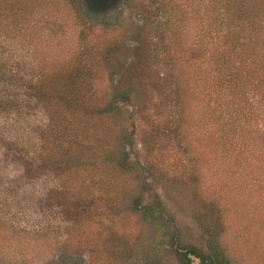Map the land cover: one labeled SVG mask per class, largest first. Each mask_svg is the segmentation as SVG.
I'll use <instances>...</instances> for the list:
<instances>
[{"label": "rangeland", "instance_id": "374dc122", "mask_svg": "<svg viewBox=\"0 0 264 264\" xmlns=\"http://www.w3.org/2000/svg\"><path fill=\"white\" fill-rule=\"evenodd\" d=\"M18 2L22 9L16 10V17L0 18V39L8 45V35L18 37L19 41L12 40L10 49L20 51L26 68H36L44 78L51 75L53 81L54 77L62 81L69 70L89 69L81 82L84 89L78 85L79 92L74 96L83 98L92 108L106 105L118 87L125 91L131 101L126 112L112 117L92 116L85 124L90 142L98 150L94 161L106 162L110 153L108 147H97L99 139L112 142V146L118 143L128 147L126 140L120 139L123 131L131 134V160L139 168L129 176L114 179L105 166H78L58 150L47 154L49 158L42 156L35 162L36 168H30L32 164L25 161L31 160L28 157L7 158L0 181L18 182L20 175L27 180L29 168L36 170L35 180L42 196V212L34 214L35 224H26L31 212L20 211L16 221L29 230L35 225L45 228L41 221L46 220L45 213L51 214L56 219L52 223L60 229L53 234L51 251L56 255L52 258L65 251L74 264H177L169 252L171 240L180 252H191L187 257H196L194 253L206 249L198 217L214 218L223 205L230 209L222 214L226 222L222 236L228 238L232 232L228 217L236 219L237 212L232 202L251 199L247 192L232 196L234 182L228 177L231 169L211 138L216 130L210 127L215 120V94L202 88V68L197 72L185 64L200 54L199 0ZM205 41L213 50L215 42ZM170 53L180 58L174 66ZM9 92L0 87V96L6 97ZM77 112L82 116V110ZM52 113L57 122L52 138L59 126L74 130L80 121L69 117L65 110L55 108ZM6 144L0 140L3 153ZM47 145L44 142V147ZM44 152L43 148L42 155ZM259 160L260 165L251 169L262 176L264 198V151ZM144 175L149 177L147 188L165 191L171 204L162 213L166 228L162 233L151 228L150 216L144 215L150 200L140 182ZM220 194L223 196L218 197ZM259 204L264 223V201ZM252 211L248 208L247 212ZM162 235L164 249L158 247ZM233 243L241 264H264V228L254 239ZM48 258L49 251L43 261Z\"/></svg>", "mask_w": 264, "mask_h": 264}, {"label": "trees", "instance_id": "16d2710c", "mask_svg": "<svg viewBox=\"0 0 264 264\" xmlns=\"http://www.w3.org/2000/svg\"><path fill=\"white\" fill-rule=\"evenodd\" d=\"M199 2L202 5V36L198 49L200 54L185 64L195 67L197 72L198 68H202L199 74L203 78L202 88H208V91L215 94V120L210 127L216 130L211 138H214L215 149L224 153L222 157L227 160L231 169L228 177L234 182V195L231 194L237 198L247 192L251 201L232 202L237 212L236 219L228 217L232 226L228 238L222 236L226 227L222 214L230 209L226 210L223 205L214 218L199 216L198 221L206 238V249L194 255L200 259L201 264H241V258L232 249L233 241L254 239L264 228L259 204L261 200L264 201L261 196L263 179L251 169L254 165H260V155L264 151V122L261 123L264 121V0ZM21 9L22 5L18 0H0V18L16 17V10ZM7 37L8 45L0 39V87L3 92L10 91L6 97L0 96V140L7 142L8 146H4L5 153L0 150V177H4L3 162L6 163L7 158L13 160L16 156L22 160L23 156L28 157L31 160L25 161L32 164L30 168H36L35 162L42 156L49 158L50 155L47 154H53L56 150L69 162L75 161L78 166L87 164L91 168L93 163L103 165L107 172L111 171L114 179L134 173L139 167L131 160V134L121 131L120 139H125L128 147H122L118 143L112 146V142L103 143L99 139L97 147L100 150L108 147L110 153L106 162L97 159L94 161L98 150L91 144V134L85 124L92 116L112 117L122 111L126 112L131 104L129 95L118 87L119 90L116 89L106 105L92 108L83 98L74 96L79 92L78 85L80 89H84L81 82L90 72L89 69L83 67L69 70V74L61 78L63 82L56 77L53 81L50 79L51 75L44 78L36 68H26L20 51L14 47V52L10 49L12 40L19 41L18 37ZM206 38L215 42L213 50L206 44ZM171 55L174 66L180 62V58L175 54ZM55 108L65 110L69 117L80 121L75 123L74 130H67L64 125L59 126L60 130L52 138L51 134L56 132L54 129L57 126V122L53 120L56 114L52 113ZM79 110L83 111L80 113L82 116H79ZM44 119H48L49 123L46 124ZM44 142H48L45 147ZM9 153L12 156L9 157ZM82 159L88 161L83 162ZM30 168L26 172L30 174L27 180L20 175L18 182L6 184L0 181V264H74L71 258H66L65 251L52 258L56 255L51 251L53 234L60 229L52 223L56 219L51 214H44L46 220L41 223L46 225L45 228L35 225L31 230L23 228L15 219L20 211L31 212L30 221L26 224H35L34 214L37 215L40 211L42 196L39 182L35 180L37 171ZM144 176L140 182L150 196L149 206L147 205L149 210L144 215L150 216V227L162 233L166 231L162 213L171 204L165 198V191L158 187H151L152 190L147 188L149 177ZM151 178L150 174V180ZM221 196L223 195H218ZM248 208L253 211L247 212ZM164 238V235L159 238V248L164 249ZM175 244L174 240L170 241L169 252L176 257L177 264H192L187 257L190 251L182 253L179 251L181 248L175 247ZM48 251L51 259L43 261L48 257Z\"/></svg>", "mask_w": 264, "mask_h": 264}, {"label": "water", "instance_id": "95a60500", "mask_svg": "<svg viewBox=\"0 0 264 264\" xmlns=\"http://www.w3.org/2000/svg\"><path fill=\"white\" fill-rule=\"evenodd\" d=\"M182 253H186V251L185 250H183V251H181ZM188 258L190 259V260H192V263L193 264H201V261H200V259L199 258H197V257H195V256H193V255H188Z\"/></svg>", "mask_w": 264, "mask_h": 264}]
</instances>
